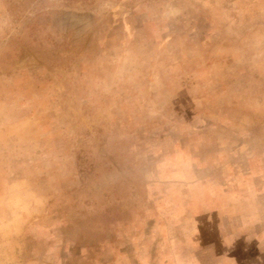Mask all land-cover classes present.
I'll list each match as a JSON object with an SVG mask.
<instances>
[{
  "label": "rangeland",
  "instance_id": "obj_1",
  "mask_svg": "<svg viewBox=\"0 0 264 264\" xmlns=\"http://www.w3.org/2000/svg\"><path fill=\"white\" fill-rule=\"evenodd\" d=\"M0 264H264V0H0Z\"/></svg>",
  "mask_w": 264,
  "mask_h": 264
}]
</instances>
